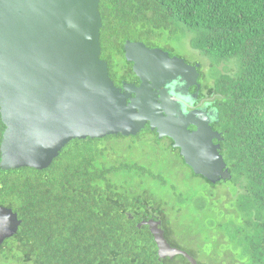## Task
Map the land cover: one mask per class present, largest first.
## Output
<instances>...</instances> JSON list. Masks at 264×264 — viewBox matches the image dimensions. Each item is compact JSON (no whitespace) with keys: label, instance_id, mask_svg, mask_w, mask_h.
I'll return each instance as SVG.
<instances>
[{"label":"trees","instance_id":"1","mask_svg":"<svg viewBox=\"0 0 264 264\" xmlns=\"http://www.w3.org/2000/svg\"><path fill=\"white\" fill-rule=\"evenodd\" d=\"M99 10L101 58L116 85L137 79L127 41L200 65L199 100L216 111L232 178L196 175L149 126L73 140L45 170L0 166V203L22 221L6 244L16 254L0 264H190L160 259L150 227L140 226L156 217L199 264H264V0H100ZM184 39L201 61L172 46ZM5 129L0 111V163Z\"/></svg>","mask_w":264,"mask_h":264},{"label":"water","instance_id":"2","mask_svg":"<svg viewBox=\"0 0 264 264\" xmlns=\"http://www.w3.org/2000/svg\"><path fill=\"white\" fill-rule=\"evenodd\" d=\"M99 7L100 0H0L1 168L45 170L73 140L137 136L150 124L160 139L174 141L196 175L213 184L230 180L211 112L183 109L190 88L199 96L200 65L127 41L125 56L141 84L118 87L101 58ZM21 224L17 213L0 206V244ZM143 225L160 259L183 256L199 264L169 243L161 221Z\"/></svg>","mask_w":264,"mask_h":264},{"label":"flooded vegetation","instance_id":"3","mask_svg":"<svg viewBox=\"0 0 264 264\" xmlns=\"http://www.w3.org/2000/svg\"><path fill=\"white\" fill-rule=\"evenodd\" d=\"M163 50V49H162ZM166 52H169L168 50L166 51ZM169 54H170V52H169ZM126 57V56H125ZM131 63V62H130ZM131 64H133V63H131ZM133 68H134V64H133ZM200 68V67H199ZM201 75H202V73L200 72V77H201ZM135 77L137 78L136 79V81L135 82H132V83H127V82H124L121 86L120 85H117L118 87H120V88H122L125 84H135L136 86H140V84H141V80H140V78L139 77H137V75L135 74ZM200 77H199V80H200ZM199 84H200V82H199ZM201 86H202V84H200ZM193 88H197V87H192V88H190V93L188 94V96H186V97H184L182 100H184L185 102V106L186 107H184L183 106V109H184V111L185 112H190V111H193V110H201V109H203V108H207L210 112H211V114H212V116H211V118H212V121H215V114H216V111H215V109H213V108H211V106H210V103H209V101H210V99L209 100H199V96H198V98L197 99H195V97H194V95H195V93L197 92H192L191 90L193 89ZM202 88V87H201ZM201 88H200V90H201ZM197 90H198V88H197ZM199 90V91H200ZM147 126H149L150 127V129L152 130V128H151V125L150 124H147ZM146 126V127H147ZM192 131L193 130H195L196 128L195 127H191L190 128ZM153 132H155L156 134H158V132H157V130H152ZM158 136H159V134H158ZM165 138V137H164ZM167 138V137H166ZM216 143V142H215ZM0 206H2V207H6V208H10V209H12L11 207H9V206H7V205H4V204H2V203H0ZM13 210V209H12ZM150 220H156V221H161V220H159L158 219V217H156L155 219H150ZM150 220H148V221H150ZM144 222H147V221H143L141 224H140V226H143V223ZM162 222V221H161ZM144 226H147V225H144ZM161 228L164 230V228H163V222H162V226H161ZM20 229V228H19ZM165 231V230H164ZM19 232V231H18ZM166 232V231H165ZM18 234V233H17ZM166 235V234H165ZM15 236H17V235H15ZM15 236H13V237H11V238H8V239H5L4 241H3V243L2 244H0V257H11V256H13L14 254H16V249H14V250H11V249H8L7 248V246H6V244H7V242L9 241V240H11V239H13ZM6 264V263H5Z\"/></svg>","mask_w":264,"mask_h":264},{"label":"rangeland","instance_id":"4","mask_svg":"<svg viewBox=\"0 0 264 264\" xmlns=\"http://www.w3.org/2000/svg\"><path fill=\"white\" fill-rule=\"evenodd\" d=\"M172 46L175 47L182 55H184L190 62L196 63L201 61V53L191 48L187 39L184 40H175L172 43ZM206 62L211 63L207 58H203ZM7 264V263H6Z\"/></svg>","mask_w":264,"mask_h":264}]
</instances>
